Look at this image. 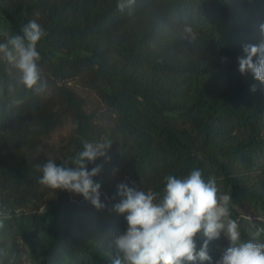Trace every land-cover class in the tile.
Returning a JSON list of instances; mask_svg holds the SVG:
<instances>
[{
  "label": "trees",
  "instance_id": "obj_1",
  "mask_svg": "<svg viewBox=\"0 0 264 264\" xmlns=\"http://www.w3.org/2000/svg\"><path fill=\"white\" fill-rule=\"evenodd\" d=\"M116 5L117 0L83 1L71 11L47 6L50 23L41 25L46 49L37 47L41 58L57 78L70 77V68L89 77L117 112L115 127L97 123L67 91L74 145L54 161L73 166L85 141L111 142L107 158L87 164L89 171L101 166L94 179L109 208L121 199L113 183L117 176L129 187L138 183L162 196L166 175L182 178L200 169L205 180L215 177L221 194L231 195L241 240L264 242V232L257 235L264 229V84L241 74L238 63L243 45L264 40V0H135L123 12ZM32 7H2L15 33L31 20ZM14 83L0 62V175L35 186L42 173L28 150L61 118L41 93L9 91ZM14 98L23 102L12 105ZM15 217L19 233L33 244L30 224L23 215ZM126 228L124 216L114 211L55 199L43 250L33 245V256L36 264H111L114 241ZM203 241L198 234L197 250ZM228 246L223 235L209 242L212 259L203 264H216Z\"/></svg>",
  "mask_w": 264,
  "mask_h": 264
},
{
  "label": "clouds",
  "instance_id": "obj_2",
  "mask_svg": "<svg viewBox=\"0 0 264 264\" xmlns=\"http://www.w3.org/2000/svg\"><path fill=\"white\" fill-rule=\"evenodd\" d=\"M135 0H117L121 12L131 8ZM264 35V23L259 25ZM184 31L196 39L191 27ZM0 62L5 64L14 77L9 91L21 87L36 93L48 88L42 81L38 43L46 36L44 28L30 20L21 33H0ZM243 55L238 58L241 74L251 73L255 80L264 84V40L258 44L242 46ZM251 90L256 91L255 85ZM3 88L0 87V93ZM23 101L14 98L12 105ZM111 142L85 141L83 150L73 159V166L58 165L49 159L35 167L42 173L39 183L53 190H65L82 195L98 211L109 210L124 216L127 228L115 241L117 254L111 264H196L211 261L209 242L223 235L229 246L216 264H264V242L242 241L239 225L231 218V195L221 194L215 177L205 180L200 169H192L188 175L177 178L173 174L164 177L163 195L151 189L137 190L121 183L117 185L118 203L108 207L101 201V183L95 181L101 166L88 170L87 164L98 158H107ZM115 199V197H113ZM264 232V229L258 230ZM202 234L203 244L197 250L196 237Z\"/></svg>",
  "mask_w": 264,
  "mask_h": 264
},
{
  "label": "rangeland",
  "instance_id": "obj_3",
  "mask_svg": "<svg viewBox=\"0 0 264 264\" xmlns=\"http://www.w3.org/2000/svg\"><path fill=\"white\" fill-rule=\"evenodd\" d=\"M45 1L47 4L44 3ZM83 1L93 0H0V33L17 34L12 30L9 20L2 14V7L4 6L20 4L26 7L33 5L31 20H36L40 25H44L50 23L47 9L49 4H56L60 7L63 5L71 11L75 5ZM37 47L46 49L45 38L38 43ZM75 53L87 54L86 51L78 49ZM39 65L42 81H46L48 84L47 90L41 94L48 99L47 108L57 112L61 118L57 126L43 133L38 143L31 150H28L29 156L37 160L38 164H43L49 159L60 158L74 145L75 118L67 100V91L81 101L83 109L97 123L107 127H115L117 112L96 90L91 79L86 75L70 68L68 72L71 76L60 79L53 75L49 65L42 58ZM10 75L13 76L12 73ZM113 183L115 185L126 183V178L117 176ZM134 186L137 190H145L141 184L136 183ZM55 199L70 200L76 202L77 205L94 208L82 195L65 190H53L39 182L35 186L17 185L0 175V264H36L32 251L33 245L39 251L43 250L50 203ZM15 215H23V220L30 224L31 233L36 236L32 241L33 244H30L19 233V223ZM2 229L4 230L3 233L1 232Z\"/></svg>",
  "mask_w": 264,
  "mask_h": 264
}]
</instances>
